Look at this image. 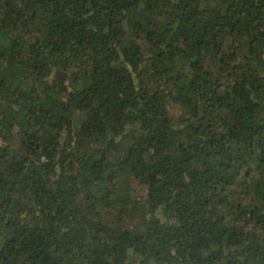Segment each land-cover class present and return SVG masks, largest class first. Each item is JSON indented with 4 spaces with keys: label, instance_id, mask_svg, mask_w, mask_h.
I'll return each instance as SVG.
<instances>
[{
    "label": "trees",
    "instance_id": "16d2710c",
    "mask_svg": "<svg viewBox=\"0 0 264 264\" xmlns=\"http://www.w3.org/2000/svg\"><path fill=\"white\" fill-rule=\"evenodd\" d=\"M0 264H264V0H0Z\"/></svg>",
    "mask_w": 264,
    "mask_h": 264
},
{
    "label": "rangeland",
    "instance_id": "374dc122",
    "mask_svg": "<svg viewBox=\"0 0 264 264\" xmlns=\"http://www.w3.org/2000/svg\"><path fill=\"white\" fill-rule=\"evenodd\" d=\"M127 184V182L125 183ZM130 189L132 190V193L135 197L140 198L144 195L143 191L141 190V188L139 186H137L136 184H132L130 185Z\"/></svg>",
    "mask_w": 264,
    "mask_h": 264
}]
</instances>
